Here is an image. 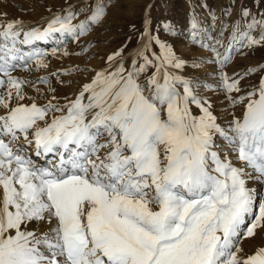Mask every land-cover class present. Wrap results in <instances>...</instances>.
Returning a JSON list of instances; mask_svg holds the SVG:
<instances>
[{
	"label": "snow or ice",
	"instance_id": "1",
	"mask_svg": "<svg viewBox=\"0 0 264 264\" xmlns=\"http://www.w3.org/2000/svg\"><path fill=\"white\" fill-rule=\"evenodd\" d=\"M112 3L0 23V264H264V245L240 243L264 231V75L244 86L264 64L225 71L264 47V0L230 24L236 0L219 16L202 0L207 25L191 4L186 36L166 20L154 30L149 3L137 45L61 97L51 78L79 66L33 74ZM161 32L201 54H177ZM220 107L240 114L221 121Z\"/></svg>",
	"mask_w": 264,
	"mask_h": 264
},
{
	"label": "rangeland",
	"instance_id": "2",
	"mask_svg": "<svg viewBox=\"0 0 264 264\" xmlns=\"http://www.w3.org/2000/svg\"><path fill=\"white\" fill-rule=\"evenodd\" d=\"M5 1L0 2V23H7L8 21L20 19L27 23L34 22V24L42 22V18H47V16H50L52 13L60 11L65 5L69 3L75 4L77 2V0H14V2L12 1L13 3L8 0ZM201 2L202 0H115V3L108 6L107 16L103 23L96 26L93 31L86 35L85 39L84 37L80 38L79 46L82 45L80 48L86 47L87 51H81L82 54L77 55L76 59L63 58V60H61L62 62L60 61L55 65L56 69H53L54 71L75 69L79 66V71L73 70L67 74L61 75L60 80L63 79V83H57L56 80H52L53 86L56 88L58 87L57 89L66 86V90L68 91V95H66L72 98L74 93L78 91L80 84L87 82L94 75L93 70H99L106 65V57L109 54L120 48H123L124 51L127 52L135 47L140 32L143 31L144 12L149 3H153L154 5L150 13L151 25L154 30L161 21L166 20L177 26L181 34L186 36L187 33L184 30L188 27L189 6L191 4L195 5L198 17H203V23L205 25L208 23L207 13L205 9L201 7ZM204 2H206L208 8L216 10L217 16L220 15V10L227 7L229 4V0H204ZM241 3L249 8L253 7L252 0H236V5L233 7L231 15L227 18L229 24L236 20ZM77 19H83V16H78ZM213 35H215V32ZM160 36L161 39L169 40L174 45L175 52L183 57L187 58L193 55H199L202 52V50L189 45L186 40L166 36L163 32L160 33ZM48 45L49 44H42L41 47L47 49ZM48 48L50 50L51 45ZM70 48H72L71 40L67 43V49L69 50ZM244 51L248 53L247 49ZM259 64H264V47H257L251 53L243 56L236 54L234 56V62L230 63L225 71L228 74H232L234 71L242 72L247 67ZM50 66L49 64V68ZM44 71L41 70L33 75L42 76L46 74V71L53 72L50 71V69H47L45 73ZM202 71L203 66H201L199 70L190 68L187 74L199 76ZM260 75H264V72H259L258 70L257 73H253L250 77L245 79L244 86L249 87L251 84H255ZM71 80H74V83ZM41 87L46 90L47 86L41 85ZM227 111L229 113L227 117L223 115L225 112L223 107L219 108L217 111V115L220 116L221 121L230 119L233 111H235L237 115L240 114L239 109H230ZM259 191H264V188L259 189ZM257 233L255 238L241 240V246L243 243L247 242H253L248 245H257L258 247L264 245V231L258 229Z\"/></svg>",
	"mask_w": 264,
	"mask_h": 264
},
{
	"label": "bare ground",
	"instance_id": "3",
	"mask_svg": "<svg viewBox=\"0 0 264 264\" xmlns=\"http://www.w3.org/2000/svg\"><path fill=\"white\" fill-rule=\"evenodd\" d=\"M1 1H5V0H0V2ZM9 2H14V0H8ZM17 1V0H16ZM21 1H24V0H21ZM42 1V0H41ZM5 2H7V1H5ZM12 2V3H13ZM8 3V2H7ZM16 3V2H15ZM5 4V3H4ZM6 5V4H5ZM26 8H28V7H26ZM1 9V8H0ZM20 11V10H19ZM33 13H34V11H33ZM48 17V16H47ZM35 18V17H34ZM41 21V20H40ZM39 22V21H38ZM30 23H33V24H30ZM30 23H28V24H30V25H35L34 24V22H30ZM39 24H40V26H43V21L42 22H39ZM93 35V34H92ZM85 37L86 36H84V39H85ZM89 38V37H88ZM83 39V38H82ZM81 39V40H82ZM87 39V38H86ZM83 41V40H82ZM83 42H85V41H83ZM79 41L78 42H76V43H73L72 42V48H70L68 51H69V53H72L71 55H68V56H59V58H56V57H49V61H50V68H48V69H50V71H54L53 69H56V66L55 65H57L61 60H63V58H65V59H76V56H77V54L76 53H79L80 55L82 54V52H81V48L80 47H82V45L81 46H79ZM42 44H49L48 46H47V49H49L48 47L51 45V47H53L54 45L51 43V42H49V43H43V42H41L40 44H39V46L41 47L42 46ZM74 45V46H73ZM86 45V44H85ZM84 46V45H83ZM78 54V55H79ZM62 62V61H61ZM65 63V62H64ZM61 64V63H60ZM68 65V64H67ZM73 65V64H72ZM44 71V70H43ZM46 71V70H45ZM45 71H44V73H45ZM47 72V71H46ZM40 73H42V72H40ZM51 80H56V78H54V77H52L51 78ZM63 80V79H62ZM81 80V79H80ZM72 81V80H71ZM74 81V80H73ZM72 81V82H73ZM65 82V81H64ZM77 82V81H76ZM54 83V82H53ZM67 83V82H66ZM74 83V82H73ZM82 83V82H81ZM79 84V83H78ZM64 85H65V83H64ZM58 88V87H57ZM67 88H68V86H67ZM74 88H75V86H74ZM72 89V88H71ZM74 90V89H73ZM72 90V91H73ZM70 93V92H69ZM58 94L60 95V96H63V95H68V91L66 90V86H64L63 88H59L58 89ZM75 94V93H74ZM66 95V96H67ZM221 108V107H220ZM33 159H36L37 160V162L39 163V164H41V165H43V164H45L46 163V161L45 160H40L39 158H37V157H35V156H33ZM251 185V184H250ZM249 185V186H250ZM251 187H257L255 184H252L251 185ZM259 189H261V188H259ZM259 189H258V191H259ZM260 234V233H259ZM245 242V241H244ZM249 243H253V242H247V243H243L242 244V248L244 249V251L246 252V253H251L256 247H258L257 245H252V244H250V245H248Z\"/></svg>",
	"mask_w": 264,
	"mask_h": 264
}]
</instances>
